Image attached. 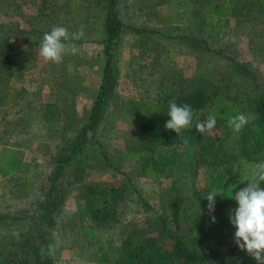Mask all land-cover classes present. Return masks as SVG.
<instances>
[{
    "label": "rangeland",
    "instance_id": "374dc122",
    "mask_svg": "<svg viewBox=\"0 0 264 264\" xmlns=\"http://www.w3.org/2000/svg\"><path fill=\"white\" fill-rule=\"evenodd\" d=\"M200 1L116 0L120 23L114 40L116 88L108 99L102 123L86 139L87 165L77 163L58 181L64 191L59 193L64 195V205L54 227L46 223L43 229L52 246L53 264H105L88 259L92 251H88L82 230L89 228L114 252L123 249L122 241L128 235H147V231L155 233L165 247L171 235L191 252L233 251L239 262L257 264L235 244L232 224L220 236L190 234L188 225L177 226L169 216L162 197L176 173L199 188L204 185L201 169L195 174L193 168L181 164L189 158L188 151L180 149V164L159 176L149 170L143 174L136 159L142 149L141 120L131 112H140L144 105L152 112L162 80L202 90L211 97L221 91L238 97L242 86L231 84L250 78L264 89V12L250 5L252 10L239 16L231 14L222 21L218 36L205 38L207 47L198 44L194 48L180 37L191 36L192 32L197 39L203 36ZM236 1L242 7L249 0H210L227 8ZM104 4L106 0H0V153L12 150L29 165L26 173L0 176V215L5 218L0 242L5 245L29 237L25 232L41 215L37 201H42L53 186L48 178L55 159L87 123L106 60ZM178 5L189 21L180 20V12L175 11ZM58 25L67 27L70 33L83 26L84 36L74 41L78 52L65 55L56 64L46 62L38 52L44 33ZM145 32L153 38L149 49L139 43ZM246 114L252 113L249 110ZM49 121L67 134L51 133L47 129ZM216 130L208 135L214 136ZM96 185L120 193L112 202V219L101 225L85 217L87 193L80 191ZM56 189L57 184L52 198ZM236 207L235 201L232 208ZM18 217L24 219L11 221Z\"/></svg>",
    "mask_w": 264,
    "mask_h": 264
},
{
    "label": "trees",
    "instance_id": "16d2710c",
    "mask_svg": "<svg viewBox=\"0 0 264 264\" xmlns=\"http://www.w3.org/2000/svg\"><path fill=\"white\" fill-rule=\"evenodd\" d=\"M179 5L182 2H177ZM248 4L241 7L236 1L232 8L223 3L212 4L210 0H201L198 5L200 21L204 26V34L197 39L193 33L191 36H181L195 48L198 44L206 46L205 38L216 37L222 28V21L233 13L237 16L241 12L252 10L256 6L260 13L264 12V0H249ZM196 4V3H194ZM179 5L175 11H179ZM251 5V6H250ZM203 7V8H202ZM105 8V64L102 82L98 93L93 100L89 111V117L85 126L72 135L67 142L63 153L59 154L54 161V169L50 172L48 182L53 186L48 189L42 201H37V209L40 217L37 224L28 229L22 242L3 244L0 242V264H53L48 237L44 234V224L54 227L62 205L64 195L62 184L58 183L66 174L68 168H76L79 163L83 167L87 165L84 156V146L88 135H93L99 128L105 116L108 99L116 88L114 77L115 54L114 40L119 35V20L117 18L116 0H106ZM180 20L189 21L186 15L179 13ZM247 15V14H246ZM235 16V15H234ZM135 33H140L136 30ZM204 38L205 40H203ZM153 38L149 35L140 36V46L149 49ZM3 44L0 42V55ZM242 86V93L238 97H231L227 91H221L214 96L207 95L202 90L190 89L181 83L167 82L162 80L158 89V98L154 109L144 105L143 110L132 111L131 115L140 118L139 140L142 144L140 154L136 156L141 163L142 172L149 170L155 176L162 175L172 167L179 165V150L189 152V158L181 162L186 168H193L195 174L202 170L204 185L200 188L190 183L187 178L176 173L168 188L164 191L162 201L168 210L169 216L177 226L188 225V233L205 232L220 236L224 234V228L229 226V213L234 199L218 196L216 198L215 211L211 215L208 211L207 194L213 188L225 187L226 195H231L233 190H240L247 185L251 170L255 165L264 163V89L257 83L255 78L247 82H233L231 86ZM238 100L240 102H238ZM175 101L178 105L188 104L196 113L200 114V120L204 121L209 114L217 117L216 132L214 136L200 134L195 129V120L190 129L182 130L178 135L173 130L164 127L168 117L169 103ZM256 116L253 123L246 126L240 133H235L228 127V118L239 113L246 114L248 111ZM148 112V114H147ZM47 129L54 134L63 132L52 121L47 124ZM67 134V133H66ZM185 140L188 142L185 143ZM29 170V165L23 162L21 156L12 150H4L0 153V176L8 177L12 174H22ZM57 184L56 195L52 198L53 188ZM59 186V187H58ZM264 187V182H261ZM87 193L85 217L90 223L103 224L112 219V202L119 191L105 190L96 185L85 186L80 191ZM222 209V211H221ZM215 216V222L212 221ZM28 218V217H27ZM0 215V226L3 224ZM24 218H12L11 221H22ZM44 226V227H43ZM43 227V228H42ZM147 235L131 234L122 241L123 249L114 252L106 248L104 243L97 239L93 228L82 230V236L88 244L90 261L105 264H243L238 261L236 255L229 253H209L205 251L191 252L180 240L169 235L168 247L161 244L158 236L146 231ZM22 235V237L27 236ZM11 238V236H10ZM11 242V241H10ZM43 249V254H42Z\"/></svg>",
    "mask_w": 264,
    "mask_h": 264
},
{
    "label": "clouds",
    "instance_id": "9594fccd",
    "mask_svg": "<svg viewBox=\"0 0 264 264\" xmlns=\"http://www.w3.org/2000/svg\"><path fill=\"white\" fill-rule=\"evenodd\" d=\"M84 29L81 26L76 32H69L62 25L53 27L44 33L40 43L38 55L46 62L59 64L67 54L75 55L78 52L74 41L83 38ZM168 119L164 127L175 131L178 135L182 130L190 129L195 120V129L202 134H211L217 124L215 114H209L204 121L200 120V114L196 113L188 105H178L170 101ZM256 119L254 114L237 113L228 118V127L235 133H240L246 126ZM188 141L185 140V143ZM247 185L240 190H233L231 195H226L225 187L213 188L206 196L208 211L211 215L215 211L216 198L218 196L234 199L238 207L230 210L229 220L235 227L234 242L240 250L246 251L253 257L257 264H264V163H259L251 170ZM215 222V216L212 215ZM52 246H49L51 248ZM43 254V249H42Z\"/></svg>",
    "mask_w": 264,
    "mask_h": 264
}]
</instances>
